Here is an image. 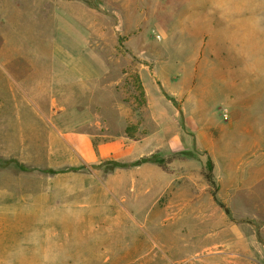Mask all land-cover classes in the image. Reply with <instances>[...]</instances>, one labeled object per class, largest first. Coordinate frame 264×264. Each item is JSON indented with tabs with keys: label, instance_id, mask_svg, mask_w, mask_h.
<instances>
[{
	"label": "rangeland",
	"instance_id": "1",
	"mask_svg": "<svg viewBox=\"0 0 264 264\" xmlns=\"http://www.w3.org/2000/svg\"><path fill=\"white\" fill-rule=\"evenodd\" d=\"M184 4L186 0H0V58L17 63L9 68L20 79L27 67L19 64L22 59L47 60L58 42L62 56L70 55L77 68L88 64L103 73L72 85V104L104 108L109 123L96 132L106 136L111 155L125 152L119 162L155 156L165 163V169L145 163L135 175L114 176L112 184L154 185L158 210L170 199L188 203L181 233L176 225L158 232L162 245L156 264H264V0L252 2V47L217 49L213 56L206 50L204 58L214 61L215 68L204 71L199 87L204 97L194 98L201 122L193 117L186 121L181 109L182 91L198 89L199 83L195 64L188 74L182 72L186 58L197 56V50L181 48ZM46 141V129L6 128L0 122V264H36L41 256L8 254L21 248L66 250L71 242L69 213L60 209L54 187L72 181L16 167H44ZM8 160L13 162L4 163ZM208 160L214 186L205 178ZM107 168L93 166L98 172L77 183L103 184ZM213 190L229 215L213 200ZM123 192L125 200L144 195L130 193L128 187ZM136 203L137 217L146 219L147 197L139 196ZM124 244L133 248L131 239ZM69 259L60 258L62 264Z\"/></svg>",
	"mask_w": 264,
	"mask_h": 264
},
{
	"label": "crops",
	"instance_id": "2",
	"mask_svg": "<svg viewBox=\"0 0 264 264\" xmlns=\"http://www.w3.org/2000/svg\"><path fill=\"white\" fill-rule=\"evenodd\" d=\"M252 2L253 0H186V4L182 6L181 48L197 50V56L195 54L193 60H184L186 69L183 67L182 72L185 74L186 71L188 74L195 64L196 83L199 82L198 89L186 87L188 89L182 91L181 109L186 121L191 117L194 118L193 122L204 120L194 98L204 97L199 88L206 75L204 71L211 73L215 68L214 61L208 63L209 60L204 58L206 50L213 56L217 49L246 51L252 47ZM61 49V45L56 42L51 58L22 59L19 64L27 67L22 68L24 74H19L20 79L9 68V65L17 63L11 58H0V114H3L0 115V122H4L6 128L46 129L44 167L19 172L52 170L57 177L72 181L54 187V191L60 193V209L68 210L69 213L67 217L70 220L67 222L72 225V239L69 243H72V247L68 244L66 250L57 247L21 248L20 253L14 254L11 251L8 255L41 256L42 259L36 261V264H62L61 257L72 258L64 260L63 264H150L151 261L156 264L155 258L161 252L162 245L158 242V232L176 225V231L181 233L183 226L187 224L185 210L188 203H176L170 199L162 210H158L154 185L148 183L139 187L133 184H112L114 176L123 173L135 175L142 171L135 169L146 165L145 163L109 171L103 184L77 183L91 179V172H98L92 169L93 166L108 160L119 162L125 152L121 155L117 152L119 156L111 155L109 143H104L103 140L106 136L96 132L109 123L103 114V107L72 104V85L82 81L92 82L102 77L103 73L87 66L88 64L77 68L70 55L62 56ZM145 95L148 100L147 91ZM240 107L238 109L241 113ZM126 187L130 193L144 195L133 194L125 200L123 191ZM147 192L148 196L145 195ZM139 196L148 199L149 215L146 219L137 217L139 209L136 202ZM52 224L58 222L54 221ZM99 225L106 227H94ZM235 229H232L233 248L236 247L237 240ZM138 235H143V238H137ZM130 239L133 241V248L125 247L124 242L127 243ZM230 254L236 256V253ZM141 257L149 260H141Z\"/></svg>",
	"mask_w": 264,
	"mask_h": 264
},
{
	"label": "trees",
	"instance_id": "3",
	"mask_svg": "<svg viewBox=\"0 0 264 264\" xmlns=\"http://www.w3.org/2000/svg\"><path fill=\"white\" fill-rule=\"evenodd\" d=\"M180 155L182 157H185V158L191 157L190 156L191 154H189V152H181ZM12 162L13 161H9V160L8 161H4V163H12ZM15 163H17V162H15ZM144 163H152V164H155V165H157L158 167H160L162 169H165L164 161L156 158L155 156H150L148 158H142V159H140L138 161H135L133 163H130V164L121 163V162H118V161H115V160H108V161H105V162L101 163L100 165L95 166V167H98L100 169V168L106 167L108 165L109 168H107L106 171L109 172V171H112V170H114L116 168L136 167V166H139V165L144 164ZM207 166H208V172H207L205 178L210 183V185L214 186V182H213V178H212V163L210 162V160L207 161ZM16 167L19 169V171H29L30 170V168L26 167L25 165H23L21 163H17ZM46 173L54 174L56 172H54L52 170H48V172H46ZM211 196H212L213 200L219 205V207L223 209L224 213L226 215H229V212L224 207V205L217 201L215 190H213L211 192Z\"/></svg>",
	"mask_w": 264,
	"mask_h": 264
}]
</instances>
